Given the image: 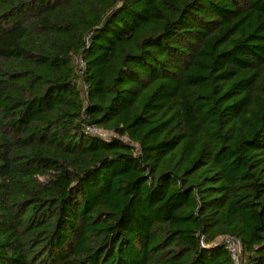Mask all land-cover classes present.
<instances>
[{
  "label": "trees",
  "instance_id": "obj_1",
  "mask_svg": "<svg viewBox=\"0 0 264 264\" xmlns=\"http://www.w3.org/2000/svg\"><path fill=\"white\" fill-rule=\"evenodd\" d=\"M225 236L264 264V0H0V264H234Z\"/></svg>",
  "mask_w": 264,
  "mask_h": 264
},
{
  "label": "built area",
  "instance_id": "obj_2",
  "mask_svg": "<svg viewBox=\"0 0 264 264\" xmlns=\"http://www.w3.org/2000/svg\"><path fill=\"white\" fill-rule=\"evenodd\" d=\"M77 63L79 66V72L83 71L85 63L81 58H77ZM89 130H92V127H88ZM224 242L227 244L228 249L231 252L234 264H253L246 262L245 257L243 256L242 243L241 241L234 236H225L223 238Z\"/></svg>",
  "mask_w": 264,
  "mask_h": 264
},
{
  "label": "rangeland",
  "instance_id": "obj_3",
  "mask_svg": "<svg viewBox=\"0 0 264 264\" xmlns=\"http://www.w3.org/2000/svg\"><path fill=\"white\" fill-rule=\"evenodd\" d=\"M92 131L101 134L105 138H107L110 134H112V132H108V131H105V130H102V129H98V128H93Z\"/></svg>",
  "mask_w": 264,
  "mask_h": 264
}]
</instances>
